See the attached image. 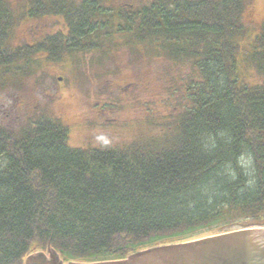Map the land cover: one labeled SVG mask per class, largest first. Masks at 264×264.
I'll use <instances>...</instances> for the list:
<instances>
[{
  "label": "trees",
  "instance_id": "1",
  "mask_svg": "<svg viewBox=\"0 0 264 264\" xmlns=\"http://www.w3.org/2000/svg\"><path fill=\"white\" fill-rule=\"evenodd\" d=\"M22 2L0 0L1 84L33 75L44 55L112 48L142 46L189 70L167 141L72 147L59 117L0 123V264L48 247L66 262H105L264 225V21L254 33L245 0ZM49 14L65 30L11 44L23 18Z\"/></svg>",
  "mask_w": 264,
  "mask_h": 264
},
{
  "label": "rangeland",
  "instance_id": "2",
  "mask_svg": "<svg viewBox=\"0 0 264 264\" xmlns=\"http://www.w3.org/2000/svg\"><path fill=\"white\" fill-rule=\"evenodd\" d=\"M103 2L116 8L147 3ZM26 3L23 0L21 5ZM242 16L257 32L264 21V0H245ZM64 24L60 16H26L14 29L11 44L36 43L41 36L65 30ZM139 49L142 53L130 48L70 52L61 60L42 56L33 75L17 84L0 83V123L17 130L41 116L59 117L68 126L72 147L167 141L185 105L189 69L142 46ZM254 77L248 79L254 81ZM244 226L264 229V225L249 224L230 230Z\"/></svg>",
  "mask_w": 264,
  "mask_h": 264
},
{
  "label": "water",
  "instance_id": "3",
  "mask_svg": "<svg viewBox=\"0 0 264 264\" xmlns=\"http://www.w3.org/2000/svg\"><path fill=\"white\" fill-rule=\"evenodd\" d=\"M34 252L23 264H62L50 247ZM65 264H264V229L240 228L208 237L152 246L124 259Z\"/></svg>",
  "mask_w": 264,
  "mask_h": 264
},
{
  "label": "flooded vegetation",
  "instance_id": "4",
  "mask_svg": "<svg viewBox=\"0 0 264 264\" xmlns=\"http://www.w3.org/2000/svg\"><path fill=\"white\" fill-rule=\"evenodd\" d=\"M252 13H253V12L250 10V11H249V15L252 14ZM249 15H248V16H249ZM38 252H39V251H38ZM42 252H44L46 255H48L47 250H46V251H42ZM59 259H60V258H59ZM60 260L62 261V264L68 263V262H66V261H63L62 259H60Z\"/></svg>",
  "mask_w": 264,
  "mask_h": 264
}]
</instances>
